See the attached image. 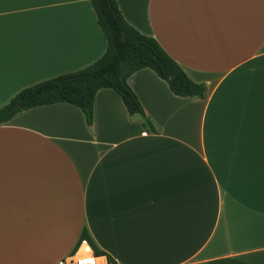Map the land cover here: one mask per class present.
Here are the masks:
<instances>
[{"label":"crops","instance_id":"1","mask_svg":"<svg viewBox=\"0 0 264 264\" xmlns=\"http://www.w3.org/2000/svg\"><path fill=\"white\" fill-rule=\"evenodd\" d=\"M206 97L128 78L155 133L101 88L90 126L53 103L0 124V264H264V0H115ZM90 0H0V108L99 59Z\"/></svg>","mask_w":264,"mask_h":264},{"label":"trees","instance_id":"2","mask_svg":"<svg viewBox=\"0 0 264 264\" xmlns=\"http://www.w3.org/2000/svg\"><path fill=\"white\" fill-rule=\"evenodd\" d=\"M90 3L106 39L103 55L82 69L21 90L0 108V124L36 106L68 103L80 108L91 126L96 92L101 88H110L120 96L129 115H139L143 126L155 133L151 120L145 115L140 101L128 84V78L144 68L154 71L178 97H206V86L193 82L153 37L141 34L130 26L115 0H90ZM93 248L96 254L103 255ZM107 260L108 264H112L111 257L107 256Z\"/></svg>","mask_w":264,"mask_h":264},{"label":"built area","instance_id":"3","mask_svg":"<svg viewBox=\"0 0 264 264\" xmlns=\"http://www.w3.org/2000/svg\"><path fill=\"white\" fill-rule=\"evenodd\" d=\"M100 255L96 254L90 241L82 238L75 249L61 258L57 264H100Z\"/></svg>","mask_w":264,"mask_h":264}]
</instances>
